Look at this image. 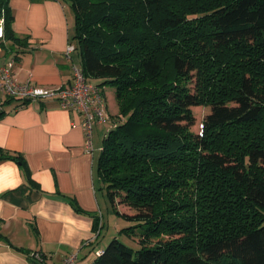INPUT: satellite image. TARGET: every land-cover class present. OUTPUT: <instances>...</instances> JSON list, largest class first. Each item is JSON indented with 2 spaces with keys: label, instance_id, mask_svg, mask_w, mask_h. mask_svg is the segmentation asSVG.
Here are the masks:
<instances>
[{
  "label": "trees",
  "instance_id": "trees-1",
  "mask_svg": "<svg viewBox=\"0 0 264 264\" xmlns=\"http://www.w3.org/2000/svg\"><path fill=\"white\" fill-rule=\"evenodd\" d=\"M60 1L85 78L118 106L96 171L126 240L92 264H264V0ZM0 16L20 42L8 0ZM193 106L209 107L198 131Z\"/></svg>",
  "mask_w": 264,
  "mask_h": 264
},
{
  "label": "crops",
  "instance_id": "crops-1",
  "mask_svg": "<svg viewBox=\"0 0 264 264\" xmlns=\"http://www.w3.org/2000/svg\"><path fill=\"white\" fill-rule=\"evenodd\" d=\"M8 6L20 42L0 39V66L13 58L19 83H69L72 60L65 49L73 19L67 5L60 0H8ZM100 89L110 118L94 124L91 152L85 149L83 116L59 107L55 99L23 104L13 99L0 107V264H59L73 251H78L77 264H92L104 249L93 228L96 217L103 220L107 202L99 190L96 160L118 106L114 91L108 95L105 86ZM0 94L2 102L6 96ZM32 252L41 253L43 262Z\"/></svg>",
  "mask_w": 264,
  "mask_h": 264
},
{
  "label": "built area",
  "instance_id": "built-area-1",
  "mask_svg": "<svg viewBox=\"0 0 264 264\" xmlns=\"http://www.w3.org/2000/svg\"><path fill=\"white\" fill-rule=\"evenodd\" d=\"M3 18L0 16L2 34ZM75 51L73 43L66 46L65 54L67 59H72ZM14 59L0 66V93L3 96H13L19 99H55L59 107L69 109L83 116V126L86 133L85 149L87 152L93 150L92 147V128L96 123H104L109 120L105 102L101 89L93 82L85 78L80 65L72 62V80L65 85L58 86H39L30 83H19L12 71ZM102 250L97 251L98 255ZM31 256L43 262V255L39 252H32ZM78 251L69 253L59 264H77Z\"/></svg>",
  "mask_w": 264,
  "mask_h": 264
},
{
  "label": "rangeland",
  "instance_id": "rangeland-1",
  "mask_svg": "<svg viewBox=\"0 0 264 264\" xmlns=\"http://www.w3.org/2000/svg\"><path fill=\"white\" fill-rule=\"evenodd\" d=\"M72 62L75 61L74 63L78 64L79 65V59L78 57L75 55V53H72ZM12 59V58H10ZM9 59V60H10ZM8 60V61H9ZM7 61V62H8ZM6 62V63H7ZM106 91H107V94L109 95L110 93H112L114 91V87L113 86H110V85H106ZM1 95V94H0ZM1 97V96H0ZM106 106V105H105ZM107 110V109H106ZM209 111V107H206V106H193L192 107V112L194 114V117H195V122L194 124L191 126V129L194 130V131H198L199 127H200V123L203 119V117L208 113ZM109 115V114H108ZM110 117V116H109ZM94 129V128H93ZM99 190L103 193L104 192V195L106 196V192H105V189L103 188H99ZM99 192V193H101ZM101 195V194H100ZM104 197V196H103ZM102 197V198H103ZM106 199V208H103V213H104V217H103V220L101 219V224L103 225L102 228H101V233L98 237V241L102 244V245H107L110 240L114 237V236H117L118 238H120L121 240L125 241L126 240V237L124 235H118V230L127 225L128 222L125 221L123 218L117 216L112 208H111V204L106 197H104ZM119 209L121 211H129V209L124 206V205H119Z\"/></svg>",
  "mask_w": 264,
  "mask_h": 264
},
{
  "label": "bare ground",
  "instance_id": "bare-ground-1",
  "mask_svg": "<svg viewBox=\"0 0 264 264\" xmlns=\"http://www.w3.org/2000/svg\"><path fill=\"white\" fill-rule=\"evenodd\" d=\"M0 32H1V28H0Z\"/></svg>",
  "mask_w": 264,
  "mask_h": 264
},
{
  "label": "water",
  "instance_id": "water-1",
  "mask_svg": "<svg viewBox=\"0 0 264 264\" xmlns=\"http://www.w3.org/2000/svg\"><path fill=\"white\" fill-rule=\"evenodd\" d=\"M0 27H1V25H0Z\"/></svg>",
  "mask_w": 264,
  "mask_h": 264
}]
</instances>
